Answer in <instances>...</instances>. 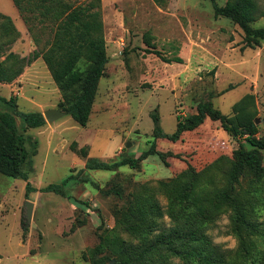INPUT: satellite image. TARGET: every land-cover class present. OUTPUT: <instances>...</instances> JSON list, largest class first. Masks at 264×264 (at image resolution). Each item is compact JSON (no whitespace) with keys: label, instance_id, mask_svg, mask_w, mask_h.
I'll return each instance as SVG.
<instances>
[{"label":"rangeland","instance_id":"374dc122","mask_svg":"<svg viewBox=\"0 0 264 264\" xmlns=\"http://www.w3.org/2000/svg\"><path fill=\"white\" fill-rule=\"evenodd\" d=\"M214 1L219 6L227 2ZM249 1L255 17L251 26L264 27V16H259L264 0ZM12 5L11 0H0V13L8 16L2 11L9 12ZM99 10L108 62L86 125L63 114L22 132L17 120L19 132L35 136L38 148L27 180L0 173V264H96L95 252L102 258L100 264H115V245L140 240L128 231V221L121 215L134 196L152 195L160 205L153 236L174 225L161 182L187 170L202 172L198 175L205 181L200 184L202 192L212 193L226 184L224 172L240 143L250 148L244 138H233L210 117L176 141L155 138L152 114L158 115L163 132L172 133L177 116L194 114L199 102L209 100L222 114L239 121L252 119L256 136L264 135V39L260 47H244L242 29L229 18L215 16L212 0H100ZM10 19L17 31L0 17V50L5 53L0 61L12 52L7 64L17 68L22 63L23 70L32 69L27 80L16 82L17 76L10 86L0 87V95L16 97L22 111L61 109L62 95L46 64L41 57L32 58L33 51L40 50L51 35L32 27L33 34L41 37L36 45L21 15ZM119 39L125 43L121 52ZM196 46L210 51L217 63L208 65L198 58L193 52ZM174 56L182 62L162 60ZM243 97V109L234 111L233 105ZM151 144L157 154L149 155L137 168H84L88 158L138 157ZM261 154L264 166V150ZM80 169L87 181L71 180L63 194L42 190ZM249 178L244 177L239 188H262L259 200L252 199L256 208L254 221L250 220L260 223L264 234V177L254 184ZM116 187L121 197L106 192ZM25 200L33 202L31 221L24 216ZM188 205L186 199L175 210ZM205 231L213 243L225 248L240 250L246 241L253 242L256 264H264V238L246 236L248 228L237 227L231 210L208 222ZM244 262L241 258L237 264Z\"/></svg>","mask_w":264,"mask_h":264},{"label":"trees","instance_id":"16d2710c","mask_svg":"<svg viewBox=\"0 0 264 264\" xmlns=\"http://www.w3.org/2000/svg\"><path fill=\"white\" fill-rule=\"evenodd\" d=\"M24 23L32 33L36 45L41 43V37L33 34L32 27L45 31L51 35L47 38L40 50L33 51L32 58L40 56L46 64L50 75L61 92V110L68 114L80 126H85L98 89L99 79L102 76L108 56L103 34L100 0H12ZM215 16L229 18L243 31L244 47H260L264 39V27H252L250 22L255 19L249 0H227L224 6H219L212 0ZM254 10V9H253ZM264 16V10L259 14ZM6 19L7 26L14 31L17 29L11 23L9 16L0 13ZM14 41V38L11 42ZM0 50V57L4 55ZM12 52L5 55L0 61V82L11 83L23 71L20 63L17 68L7 64L13 57ZM31 57L28 59L30 61ZM162 60L182 62L178 56L162 57ZM27 61V62H28ZM245 98H241L233 105L234 111L243 109ZM0 173L27 180L33 172L32 157L37 151L38 140L35 136L22 132L30 128H37L45 124V118L40 111H22L18 109L16 97L6 98L0 95ZM6 107V108H5ZM154 123L153 136L176 141L180 135L198 127L206 117L217 120L233 138H244L250 148L240 143L233 152L231 166L224 172L226 184L212 193H203L202 183L198 175L190 170L178 174L176 177L161 182L166 192L169 205L168 213L174 219V225L165 231L151 236L154 219L161 215L160 205L149 194L134 196L126 210L121 215L128 221V231L140 237L138 243L121 241L113 248L118 257L115 264H237L244 259V264H256L253 249L255 244L246 241L240 250L225 248L212 242L205 231L206 224L213 221L222 211L231 210L239 229L248 228L246 236L264 234L259 227L260 223L251 220L255 214L253 200H259L256 186L251 190L240 189L239 185L244 177L250 184L261 181L264 177L261 151L264 150V135L256 136L257 126L252 119H235L222 114L213 107L209 100L199 102L196 113L177 116L176 128L172 133H165L159 126L157 114L151 115ZM22 132H19V124ZM157 154L153 144L142 151L138 157H121L112 161L88 158L85 161L86 169L111 170L119 166L128 165L137 168L139 163L149 155ZM83 169L76 174H69L60 183H49L42 190L63 194L71 180L87 181L81 176ZM191 177V178H190ZM30 184L26 183L27 191ZM108 193L121 197L120 190L111 188ZM175 210V205L180 206ZM264 204V203H263ZM254 221V219H253ZM24 230L26 224L22 222ZM151 237H149V236ZM97 252L92 255L94 263L100 264L101 257ZM111 264V262H109Z\"/></svg>","mask_w":264,"mask_h":264},{"label":"crops","instance_id":"0c3cea01","mask_svg":"<svg viewBox=\"0 0 264 264\" xmlns=\"http://www.w3.org/2000/svg\"><path fill=\"white\" fill-rule=\"evenodd\" d=\"M12 1V0H11ZM13 4V3H12ZM12 6H14V4L12 5ZM4 14H7L8 16H10V17H12V18H14V16H16V15H18V11H17V9H16V7L14 6L13 7V9L12 10H10L9 12H6V11H2ZM200 47L201 46H199V47H194V49H193V52L194 53H196L197 55V57L198 58H202V59H204V61L206 62V64H210V65H212V64H215V63H217V61H214V59H213V56L211 55V53H210V51H208L206 48H202V49H200ZM40 56H38V57H35V58H39ZM28 59L29 58H27V61H28ZM34 59V58H33ZM217 60H218V58H217ZM29 62V61H28ZM31 69L32 68H28V69H24L23 71H22V73L20 74V75H18V77H17V79H16V82H21V81H24V80H27V78L29 77V75H30V72H31ZM15 82V81H14ZM12 84V83H11ZM10 84V85H11ZM7 85H9V83H1L0 82V87L2 88L3 86L5 87V86H7ZM9 85V86H10ZM20 88V87H19ZM22 91V90H21ZM21 91H18V95L19 96H21L22 95V92ZM25 97V96H24Z\"/></svg>","mask_w":264,"mask_h":264},{"label":"water","instance_id":"95a60500","mask_svg":"<svg viewBox=\"0 0 264 264\" xmlns=\"http://www.w3.org/2000/svg\"><path fill=\"white\" fill-rule=\"evenodd\" d=\"M44 118L46 121L48 122H52L53 120H55L56 118H58L59 116H62L64 113L60 108H49L46 109L45 111L42 112ZM129 145V143L127 144V146ZM24 216L26 221H31L32 218V211H33V202L30 200H25L24 202ZM32 225H35L34 223H31ZM113 263V261H112Z\"/></svg>","mask_w":264,"mask_h":264},{"label":"built area","instance_id":"2783aa9c","mask_svg":"<svg viewBox=\"0 0 264 264\" xmlns=\"http://www.w3.org/2000/svg\"><path fill=\"white\" fill-rule=\"evenodd\" d=\"M118 47H119V51L121 52V50H123L125 48V43L123 39H119L117 41ZM182 110V109H181ZM182 114V113H181ZM179 115V114H178ZM179 117H185V116H179Z\"/></svg>","mask_w":264,"mask_h":264}]
</instances>
